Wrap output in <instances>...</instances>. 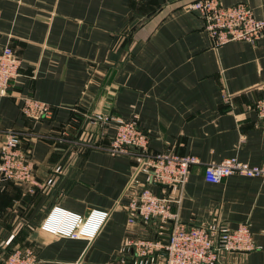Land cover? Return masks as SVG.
Instances as JSON below:
<instances>
[{"label":"crops","instance_id":"1","mask_svg":"<svg viewBox=\"0 0 264 264\" xmlns=\"http://www.w3.org/2000/svg\"><path fill=\"white\" fill-rule=\"evenodd\" d=\"M190 1L0 0V50L10 46L21 59L0 95V132L19 134L34 180L0 179V262L12 248L29 246L35 264H124L122 257H132L131 249L121 252L128 239L159 236L156 218L129 220L125 188L134 158L103 148L113 126L87 117L102 111L136 116L152 151L196 155L180 193V221L217 219L229 228L246 222L258 247L223 253L219 264H264V176L233 173L217 183L203 177L207 162L264 160V126L252 107L264 91V32L254 42L214 46ZM238 1L264 19L262 0H220ZM26 96L48 104L51 115H23ZM81 130L100 147L73 148L71 162L48 183L67 155V140ZM67 214L90 220L94 235L70 237L42 226Z\"/></svg>","mask_w":264,"mask_h":264},{"label":"built area","instance_id":"2","mask_svg":"<svg viewBox=\"0 0 264 264\" xmlns=\"http://www.w3.org/2000/svg\"><path fill=\"white\" fill-rule=\"evenodd\" d=\"M187 7L201 17L214 46L230 40L254 42L264 32V19L256 18L252 8L243 1L224 5L220 0H192ZM20 64L21 59L10 46L0 50V95L7 94ZM252 107L264 126V91ZM21 112L28 118L38 120L51 115V108L43 101L26 96L22 100ZM87 117L90 124L113 126L111 140L103 147L105 150L110 154H125L134 158V169L125 188L129 220L138 218L148 221L156 218L161 228L159 236L155 238L128 239L121 252L125 254L131 249L132 257H122L124 264H219L223 253H244L258 247L246 222L229 228L217 219L194 226H186L180 221V193L190 166L199 163L196 155L150 150L149 134L140 126L136 116L125 119L95 111ZM66 143L69 145L67 155L55 164L48 183L55 182L65 165L71 162L73 148L76 147L78 152V147H100L94 134L88 130H81ZM32 171L33 159L22 148L19 134L12 130L0 132V179L16 184L34 183ZM140 173L144 176L142 180L138 177ZM233 173L247 177L264 176V160L261 164H248L230 156L207 162L203 167L204 179L212 183L220 182ZM152 186H158L160 191L155 192ZM98 215L103 218L105 212H95L93 217ZM49 220L47 218L42 226L70 237L90 238L97 229L90 220L82 222V218L74 214L65 215L64 222L60 223ZM166 228L167 233L164 232ZM163 234L167 238H163ZM35 263L36 254L29 246L14 247L0 262Z\"/></svg>","mask_w":264,"mask_h":264},{"label":"water","instance_id":"3","mask_svg":"<svg viewBox=\"0 0 264 264\" xmlns=\"http://www.w3.org/2000/svg\"><path fill=\"white\" fill-rule=\"evenodd\" d=\"M166 227H169V224H166ZM164 232L167 233L168 232V228H166L164 230ZM163 238H167V235L166 234H163Z\"/></svg>","mask_w":264,"mask_h":264},{"label":"trees","instance_id":"4","mask_svg":"<svg viewBox=\"0 0 264 264\" xmlns=\"http://www.w3.org/2000/svg\"><path fill=\"white\" fill-rule=\"evenodd\" d=\"M12 249H13V248H12ZM12 249H11V250H12ZM11 250H9V252H10ZM9 252H7V253H9ZM7 253H6V254H7Z\"/></svg>","mask_w":264,"mask_h":264}]
</instances>
